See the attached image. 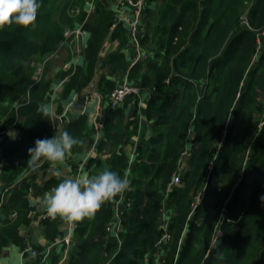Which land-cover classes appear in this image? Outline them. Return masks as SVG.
<instances>
[{
  "label": "trees",
  "instance_id": "trees-1",
  "mask_svg": "<svg viewBox=\"0 0 264 264\" xmlns=\"http://www.w3.org/2000/svg\"><path fill=\"white\" fill-rule=\"evenodd\" d=\"M246 2L144 0L137 38L145 57L133 66L132 36L128 24L117 22V0H43L33 25L0 29V251L22 243L21 228L31 224V183L16 182L30 167L28 148L54 136L53 116L43 111L54 84L67 80L65 99L83 95L101 66L108 75L97 90L106 102L127 76L150 99L143 110L139 97L131 96L104 112L97 152L131 186L79 221L65 263L263 264L264 53L258 55V46L264 0L248 10ZM246 13L249 26H241ZM79 27L85 31L83 62L68 70L49 66L68 48L67 31ZM109 36L118 50L100 64ZM85 123L81 117L66 128L82 141L71 154L85 150ZM9 129L18 132L16 139ZM102 164L92 158L88 166ZM177 171L180 183L170 188ZM59 182L51 178L47 189ZM121 198L120 230L108 231L117 224ZM42 223L50 243L61 235L58 217ZM165 232L170 238L157 248ZM158 250L161 260L153 258ZM60 259L55 255L52 264Z\"/></svg>",
  "mask_w": 264,
  "mask_h": 264
},
{
  "label": "crops",
  "instance_id": "crops-1",
  "mask_svg": "<svg viewBox=\"0 0 264 264\" xmlns=\"http://www.w3.org/2000/svg\"><path fill=\"white\" fill-rule=\"evenodd\" d=\"M124 0H117L116 4V10L118 12L120 3ZM120 12H118V15ZM128 20H125L124 23L128 24V22L131 20L129 16H126ZM114 29V27H112ZM136 42L133 38H131V42L129 47L132 49V52L130 51V60H131V66L134 64L135 60L138 58V54L136 52ZM67 49H63V52L67 56L69 53L71 56L73 53H75L74 56H72V59H70L69 62H66L64 60L59 66L69 65L68 69L73 66H77L81 64L82 61V51H83V44L81 40L74 39L73 41H70L69 44H67ZM118 50V42L111 39V36L107 38L105 41L103 48L100 52V64L104 62L105 59L108 58V56ZM62 53V51H60ZM60 55L58 54L54 59H59ZM53 59V60H54ZM65 62V64H64ZM63 63V64H62ZM55 67V66H54ZM53 68V67H52ZM38 69H40L38 76H40V73H43L44 70V64H39ZM64 69V70H68ZM57 73V69H53L51 74L55 76ZM37 75V72H36ZM108 75V71L106 68L102 69L101 66L98 69L97 76L95 77L94 81L84 90L83 95H78L73 93L71 97L65 99L62 96L63 87L66 79L61 80L59 83H55L53 86V94L50 98V100L46 103L45 108L50 109V113L54 118L55 121V128H54V135L58 132L59 129H66L67 126L74 122L75 120H78L81 117H85L86 123H85V133L89 136L87 140L85 141V150L83 152L79 153H70L67 158L62 162L58 164H53L49 161H43L39 167L35 170H33L31 167L28 168L24 172V174L20 177V179L16 182V185L20 187L22 184H29V193L27 195V199L29 201L30 206L33 208L32 212H30V218H31V224L29 226H23L21 228V236L23 237V242L20 244H14L10 243L6 247L3 248V251L0 252V264H32L31 262H34L35 257L31 255L30 252H27V248L33 247L34 249L42 250L40 253L43 255L47 252L48 249H50L52 257L55 255H60L61 259L58 264H64L66 255L64 254L67 251L68 247L64 244H61L57 242V240H62L63 237L69 236L72 240V244L69 247L71 249L72 245L74 244V236H75V230L78 227L77 222L75 226H70L66 222H64L60 217L59 219V229L61 235L57 236L56 239L50 243L46 239L45 235V229L44 225L42 223L45 218L51 217L47 213V208L43 204V199L46 193L50 192L54 187L51 189H47V182L51 178H57L59 181L64 178L65 176H72V177H79L83 176L85 178L89 176H93L97 174L99 171L103 170L105 167H108L106 163H108V156L106 154L100 155L97 152V146L100 142V139H97V133L95 132V124H96V116L98 112V108L100 106L99 99L94 95V92H98V83L100 81V78L102 76ZM150 99L149 94H143L139 102V109L143 110L146 108L147 103ZM106 104V101H105ZM130 110H127V114L129 115ZM141 136V135H140ZM92 140V144L91 143ZM139 140V138L137 139ZM138 141L135 142L133 145L130 146L128 153L130 155L129 159L134 158V150L137 145ZM92 158H101L103 164L98 165L96 167H89V161ZM45 165V166H44ZM44 167V168H43ZM48 169H50V172H48ZM57 172H60L61 174L58 176ZM202 195V194H201ZM201 195L200 198L201 199ZM45 217V218H44ZM114 225V224H113ZM67 247V249L65 248ZM47 249V250H46ZM46 250V251H45ZM34 259H32V258ZM48 259V258H47ZM50 259V260H51ZM52 261V260H51ZM51 261L46 260L45 264H51ZM39 263V262H38ZM36 263V264H38ZM66 264V263H65Z\"/></svg>",
  "mask_w": 264,
  "mask_h": 264
},
{
  "label": "clouds",
  "instance_id": "clouds-1",
  "mask_svg": "<svg viewBox=\"0 0 264 264\" xmlns=\"http://www.w3.org/2000/svg\"><path fill=\"white\" fill-rule=\"evenodd\" d=\"M42 2L43 0H0V29L13 24L25 28L33 25ZM39 71L37 69V76ZM43 111L48 112L50 109L44 108ZM7 135L14 140L18 132L9 129ZM96 135L99 139L103 132H97ZM80 143L82 141L66 129H59L54 136L35 140L34 146L28 148L30 155L27 164L35 170L45 160L53 164L62 163L73 146ZM60 174L57 172L58 176ZM130 186L131 179L128 176L105 167L87 178L65 176L45 194L43 204L50 216L60 217L70 226H75L77 222L93 217L106 202L122 196Z\"/></svg>",
  "mask_w": 264,
  "mask_h": 264
},
{
  "label": "built area",
  "instance_id": "built-area-1",
  "mask_svg": "<svg viewBox=\"0 0 264 264\" xmlns=\"http://www.w3.org/2000/svg\"><path fill=\"white\" fill-rule=\"evenodd\" d=\"M124 2H128L129 4H131L130 6L134 7L133 8L134 14H133V19L130 21V27H131V36L135 40V42L137 43V48H138V58L135 60V62L133 64V65H135L143 57L142 56L143 53H142V51H140L141 46H140V43L138 41L137 34H138V26H139L140 17L142 15L143 8H144V0H124L121 3H124ZM129 4H125V6H128ZM122 14L118 15V17H119L117 20L118 23L125 22V20H126V17ZM116 26H117V23H115L113 25L114 28ZM247 26H249L248 22H247ZM66 35H67V39L70 41H73L74 39H79V40H81L82 44H84V42H85L84 41L85 40V31L83 30L82 27L75 28L73 30H68ZM41 77H42V72L40 73V76L37 78V80H40ZM94 95L100 101V106L98 108V112H97V116H96V124H95V130L97 133V132H100L104 129V123L102 122V118L104 116V112L106 111V109L119 108L131 96H136V97L140 98L142 95V90L140 87L132 85L130 80L128 79V76H127L121 84L116 85V87L113 89V91L111 92V94L109 96L108 101L106 102L107 104H105V100H104V97L102 94H100L99 92L96 91V92H94ZM4 135L5 134L0 132V141H2L4 139ZM48 172H50V169H48ZM180 180H181V174H180V171H177L173 175L172 181L170 183V188H173L177 184H179ZM204 196H205V192H202L201 198H204ZM121 201H122V198L120 199V203L116 206L117 224H116V226L115 225L109 226L108 231H111L114 228L117 231L120 230V223L119 222H120V218L122 215V213H120ZM127 206H129V204H127ZM163 214H166V213L163 212ZM11 217L12 218L15 217V214H12ZM169 238H170V234L168 232H165L163 234L162 238H160V240H158V242L156 243V247L159 248L162 245V243L166 240H169ZM57 242L66 245L68 247V249L72 244V240L69 236H65L62 238V240H57ZM27 252H30L31 255L35 258H38V257L40 258V261L38 264H44L48 258L50 249H48L47 252L43 255L38 250L34 249L33 247H29L27 249ZM41 255H42V257H41ZM263 264H264V261H263Z\"/></svg>",
  "mask_w": 264,
  "mask_h": 264
},
{
  "label": "rangeland",
  "instance_id": "rangeland-1",
  "mask_svg": "<svg viewBox=\"0 0 264 264\" xmlns=\"http://www.w3.org/2000/svg\"><path fill=\"white\" fill-rule=\"evenodd\" d=\"M255 1L256 0H247V2H246V6H247V10H248V8H251V6L255 3ZM125 4H129L128 2H124V3H120V6H119V9H118V12H120V14H122V15H124L125 17L126 16H129L130 18H131V20L133 19V14H134V12H133V6H130L131 4H129L128 6H125ZM246 10V11H247ZM75 11V10H74ZM73 11V12H74ZM138 12V11H137ZM119 14V15H120ZM141 18H142V15H141V17H140V21H141ZM126 20H128V18L126 17ZM130 20V21H131ZM130 21L128 22V25H129V28H130V31H129V33L131 34V27H130ZM140 21H139V24H140ZM247 22H248V19H247V13L246 14H244L243 15V17H242V25L241 26H247ZM124 22H122L121 24H123ZM115 41H117V40H115ZM118 42V41H117ZM136 45H137V43H136ZM65 50V49H64ZM140 51H142V53H143V50H142V48H140ZM67 52V51H66ZM66 52L64 53L63 52V50H62V53L61 52H59V55H60V58L59 59H54L53 61H49V66H59L58 64H60L61 62H63L64 60H66V58H67V54H66ZM136 52H137V54H138V48H137V46H136ZM264 53V38H262V39H260V41H259V46H258V55H262ZM75 55V53H73V55L72 56H74ZM143 57H142V59L145 57L144 56V53H143V55H142ZM67 62V61H66ZM254 65H256V62H257V58L254 60ZM64 64H65V62H64ZM39 65V64H38ZM37 65V66H38ZM68 67H69V65H65L64 66V69H68ZM143 96V93H142V95H141V97ZM141 97L139 98V99H141ZM263 101H264V95H263ZM54 119V118H53ZM16 186H18V185H16ZM7 193L6 194H8V190H5ZM166 213V212H165ZM65 246V245H64ZM66 249H67V247H65ZM28 249V248H27ZM38 250V249H37ZM40 250V249H39ZM38 250V251H39ZM47 250V249H46ZM45 250V251H46ZM3 250H1L0 252H2ZM42 251V250H41ZM40 251V252H41ZM69 252H70V249H67V251L65 252V250H64V254L66 255V257L64 258V259H66V260H68V257H69ZM51 257H52V254H51V251L49 252V255H48V260H49V262L52 260L51 259ZM32 258V257H31ZM153 258L154 259H156V260H158V259H160L161 260V254H160V252H159V250L158 251H155L154 252V255H153ZM32 259H34V258H32ZM51 259V260H50ZM65 260V261H66ZM40 261V258L38 257V258H35L34 259V262L32 261L31 263L32 264H36V263H38ZM67 262V261H66ZM51 264H52V261H51ZM65 264V263H64Z\"/></svg>",
  "mask_w": 264,
  "mask_h": 264
}]
</instances>
